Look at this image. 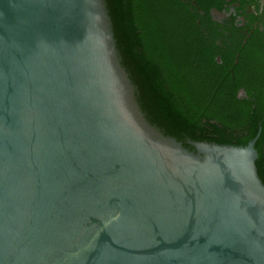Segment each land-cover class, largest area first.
<instances>
[{
	"label": "water",
	"instance_id": "water-1",
	"mask_svg": "<svg viewBox=\"0 0 264 264\" xmlns=\"http://www.w3.org/2000/svg\"><path fill=\"white\" fill-rule=\"evenodd\" d=\"M260 133L151 126L104 0H0V264H264Z\"/></svg>",
	"mask_w": 264,
	"mask_h": 264
},
{
	"label": "trees",
	"instance_id": "trees-1",
	"mask_svg": "<svg viewBox=\"0 0 264 264\" xmlns=\"http://www.w3.org/2000/svg\"><path fill=\"white\" fill-rule=\"evenodd\" d=\"M104 1L120 64L147 122L189 149L186 140L245 146L260 126L255 165L264 185V32L242 46L232 19L222 27L211 21V0H195L199 8L186 0ZM239 88L254 94V109L236 98Z\"/></svg>",
	"mask_w": 264,
	"mask_h": 264
},
{
	"label": "flooded vegetation",
	"instance_id": "flooded-vegetation-1",
	"mask_svg": "<svg viewBox=\"0 0 264 264\" xmlns=\"http://www.w3.org/2000/svg\"><path fill=\"white\" fill-rule=\"evenodd\" d=\"M187 4H190L193 8L199 6L195 0H186ZM210 8L208 9V16L211 21L216 25L223 26L227 22H231L232 25L241 33L243 36L241 45L244 46L247 41L255 34L264 32V0H211L206 2ZM213 4V5H212ZM212 5V6H211ZM200 15H205L201 9L198 10ZM221 31V30H220ZM219 31V32H220ZM260 35V34H259ZM264 38V33H263ZM237 40H240L239 38ZM254 47H259V43L255 41ZM264 43V41H263ZM219 45V42L217 43ZM249 53H244L242 57L243 64H247V67L242 69L243 78H248L249 64L248 60ZM240 54H235L233 61L234 65L239 63ZM217 63H221L220 58H216ZM254 94L253 97H248L244 89L239 88L236 91V98L240 101L251 102V108L254 109ZM260 126L258 127V129ZM261 129V128H260Z\"/></svg>",
	"mask_w": 264,
	"mask_h": 264
}]
</instances>
